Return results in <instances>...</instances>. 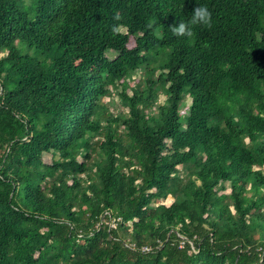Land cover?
I'll use <instances>...</instances> for the list:
<instances>
[{
    "label": "trees",
    "instance_id": "16d2710c",
    "mask_svg": "<svg viewBox=\"0 0 264 264\" xmlns=\"http://www.w3.org/2000/svg\"><path fill=\"white\" fill-rule=\"evenodd\" d=\"M22 1L0 0V264H264V0ZM197 5L212 26L174 36Z\"/></svg>",
    "mask_w": 264,
    "mask_h": 264
},
{
    "label": "clouds",
    "instance_id": "9594fccd",
    "mask_svg": "<svg viewBox=\"0 0 264 264\" xmlns=\"http://www.w3.org/2000/svg\"><path fill=\"white\" fill-rule=\"evenodd\" d=\"M122 19L119 12L113 14V20L120 21ZM195 26H204L210 28L212 26V13L206 5H197L192 9L190 19L173 23L169 28L176 37L192 38L194 36L193 28ZM124 26L122 24H114L110 31L116 35Z\"/></svg>",
    "mask_w": 264,
    "mask_h": 264
},
{
    "label": "rangeland",
    "instance_id": "374dc122",
    "mask_svg": "<svg viewBox=\"0 0 264 264\" xmlns=\"http://www.w3.org/2000/svg\"><path fill=\"white\" fill-rule=\"evenodd\" d=\"M38 0H23L20 4V7H21V10L26 12L29 16V18H31L34 14V7H35V4ZM123 31V30H121ZM116 53L114 51H106L105 52V56L108 58V59H112L113 57H115ZM135 77V76H134ZM109 98L107 97H104L102 99V102H106ZM111 99H112V102L110 103V106L111 107H108V111L111 112L114 111V112H117V110L121 109V110H125V108H120L119 106V100L117 98V96L113 93L112 96H111ZM163 99H164V96L159 94L158 96V102L159 103H162L163 102ZM185 103L187 104L188 103V99L185 100ZM181 113H185V110L183 109L181 111ZM43 159L44 161L46 162H50L51 160V154L50 153H44L43 154ZM180 169V168H178ZM227 185H225V188H226V191L225 193H227ZM172 199L170 197H167L165 200H163L161 203L168 206L170 203H171Z\"/></svg>",
    "mask_w": 264,
    "mask_h": 264
},
{
    "label": "built area",
    "instance_id": "2783aa9c",
    "mask_svg": "<svg viewBox=\"0 0 264 264\" xmlns=\"http://www.w3.org/2000/svg\"><path fill=\"white\" fill-rule=\"evenodd\" d=\"M112 226V225H111Z\"/></svg>",
    "mask_w": 264,
    "mask_h": 264
}]
</instances>
